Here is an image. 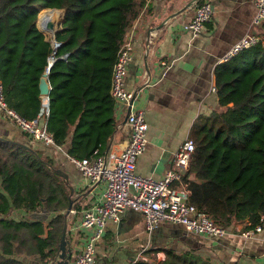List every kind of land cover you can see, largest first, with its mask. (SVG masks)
Returning a JSON list of instances; mask_svg holds the SVG:
<instances>
[{
	"label": "trees",
	"instance_id": "trees-1",
	"mask_svg": "<svg viewBox=\"0 0 264 264\" xmlns=\"http://www.w3.org/2000/svg\"><path fill=\"white\" fill-rule=\"evenodd\" d=\"M146 1L0 0L4 99L24 117L44 114L55 143L67 144L70 157L91 158L109 147L116 124L111 67ZM44 7L59 8L63 16L47 71V110L38 81L54 47L36 23ZM46 9L39 25L41 16H59V9ZM261 27L255 43L215 65L217 105L192 131L195 146L180 180L188 202L223 226L264 222V21ZM57 169L50 156L0 135V264H55L66 208L74 201ZM16 208L32 215L11 216ZM159 250L161 260L138 257L128 264H223L194 250L156 245L147 251ZM19 253L37 255L41 263Z\"/></svg>",
	"mask_w": 264,
	"mask_h": 264
},
{
	"label": "crops",
	"instance_id": "crops-1",
	"mask_svg": "<svg viewBox=\"0 0 264 264\" xmlns=\"http://www.w3.org/2000/svg\"><path fill=\"white\" fill-rule=\"evenodd\" d=\"M209 1L211 17L196 35L184 27L194 13V0H147L126 29L132 54L123 83L128 89H136L133 104L144 109L147 122L146 145L135 160V169L142 175L159 178L174 166L172 158L180 142L187 136L192 137L196 123L217 105L216 92L212 89L215 65L226 59L230 46L252 27L254 0ZM44 8L40 11L49 10ZM161 60L166 63L162 64ZM127 109L123 104L114 107L116 124L109 146L127 137ZM0 135L50 156L66 173L64 177L72 188L70 196L74 198L72 207L65 212L70 260L86 232L81 230L80 238L70 241L81 211L98 199L103 184H86L66 153L67 144L57 145L62 154L60 150L46 149L39 142L34 144L30 136L1 112ZM261 225V229L246 235L240 232L244 228L241 221L226 226L227 232L222 235L192 232L181 223L169 221H161L147 230L142 212L126 207L118 221L106 222L90 264H128L138 257H146L147 250L156 245L177 251L194 250L223 264H264V222ZM17 256L24 261L41 263L37 255L19 253Z\"/></svg>",
	"mask_w": 264,
	"mask_h": 264
},
{
	"label": "built area",
	"instance_id": "built-area-1",
	"mask_svg": "<svg viewBox=\"0 0 264 264\" xmlns=\"http://www.w3.org/2000/svg\"><path fill=\"white\" fill-rule=\"evenodd\" d=\"M255 13L253 23L262 25L264 21V0H254ZM212 5L209 0H194V13L184 24L185 29L196 35L204 28L210 19ZM259 34L246 33L239 37L227 50V58L240 49L255 43ZM55 46L56 40H51ZM132 54L130 36L125 33V39L118 49L112 64L109 81V93L116 104L127 106L125 122L127 137L118 144H111L105 153L94 157H70L79 169L87 185L102 183L98 199L83 207L75 231L83 235L81 245L73 253L68 264H90L94 259L95 244L101 236L107 221H118L126 207H132L142 212L147 230L154 228L161 221L181 223L187 230L208 235H222L227 227L213 220L205 211L199 210L188 202V189L180 181L184 170L188 167L194 150L192 137H185L174 151L173 167L165 170L159 177L142 175L135 169L136 157L146 145L145 111L140 106H134L133 99L136 89L124 86L123 78L127 71V63ZM165 64V60H161ZM215 89V86H212ZM45 110L47 107L44 105ZM0 112L13 122L28 136L44 144L55 143L52 133L46 127L45 118L38 113L27 118L10 107L3 96V84L0 78ZM256 224L250 228H242V234H251L261 229Z\"/></svg>",
	"mask_w": 264,
	"mask_h": 264
},
{
	"label": "water",
	"instance_id": "water-1",
	"mask_svg": "<svg viewBox=\"0 0 264 264\" xmlns=\"http://www.w3.org/2000/svg\"><path fill=\"white\" fill-rule=\"evenodd\" d=\"M47 8H55V7H47ZM39 14H40V11H39L38 16H37V21H36L37 26L39 27V29L42 32L52 34L51 40H56V38L54 36V33H55L58 25L63 21L62 14H61L60 20H58L56 22L54 21L53 18H51L49 16L48 17H44L42 19L40 25H39V22H38L39 21ZM261 32H262L261 25L253 23L249 33H261ZM58 44H59V42L57 41V43H55V46H57ZM55 46H53L54 49L51 51L50 55L48 56L47 68L45 69L44 73L40 76L39 81H38L40 94L43 96L42 101H43V104L46 107L48 105V92H49V82H48V79H47V71H48L49 65L54 60ZM57 171L60 172L63 176L66 177V173L65 172L61 171L60 169H57ZM71 190H72V188H70V191ZM70 208H71V201L69 200L68 206L66 208V212H68ZM65 234H66V220L64 219L63 225H62L61 234H60V238H59L58 258L56 259L55 264H68V260H69V257L71 255L70 247L68 246V241H67V238H66Z\"/></svg>",
	"mask_w": 264,
	"mask_h": 264
},
{
	"label": "rangeland",
	"instance_id": "rangeland-1",
	"mask_svg": "<svg viewBox=\"0 0 264 264\" xmlns=\"http://www.w3.org/2000/svg\"><path fill=\"white\" fill-rule=\"evenodd\" d=\"M55 12V11H54ZM56 12H58V11H56ZM61 14V13H60ZM51 16V15H50ZM49 16V17H50ZM59 17H60V15H59ZM58 20H59V18H58ZM40 21H42V16L40 17ZM47 36H50V38H52V35L51 34H49V33H45ZM30 139H32V142L34 143V144H36V143H40V144H44V143H42V142H40V141H38L37 139H35V138H31V137H29ZM45 146H46V149H50V150H54V152H58V151H56V150H60V152H61V154L63 153L62 151H61V149L60 148H58L57 146H55V145H53V144H44ZM63 156V155H62ZM56 165V164H55ZM41 213H43V214H45L44 213V211H42V210H39ZM10 215L11 216H14V217H16V218H19V217H29V216H31L32 215V212H30V211H24V210H20V209H14V210H12L11 211V213H10ZM71 237H73L72 239H70V241L71 240H74L75 241V239H79L80 238V236H79V233H78V231H75V234H72L71 235ZM163 252L162 251H148L147 253H145V256H146V258L147 259H150V260H154V261H156V260H161L162 258H163ZM203 256H208V255H204V254H202ZM71 259V258H70ZM214 261V260H213Z\"/></svg>",
	"mask_w": 264,
	"mask_h": 264
},
{
	"label": "bare ground",
	"instance_id": "bare-ground-1",
	"mask_svg": "<svg viewBox=\"0 0 264 264\" xmlns=\"http://www.w3.org/2000/svg\"><path fill=\"white\" fill-rule=\"evenodd\" d=\"M50 9H58V8H50ZM56 11L59 12L60 17H58V14H57V13H52L51 16H50L51 18L54 19L55 22L58 21L57 18H59V20H60V18H61V14H60L61 12H60V10H56ZM51 35H52V34H51Z\"/></svg>",
	"mask_w": 264,
	"mask_h": 264
}]
</instances>
